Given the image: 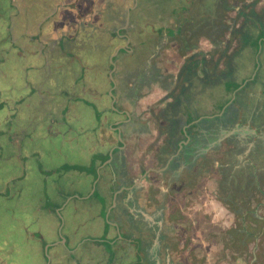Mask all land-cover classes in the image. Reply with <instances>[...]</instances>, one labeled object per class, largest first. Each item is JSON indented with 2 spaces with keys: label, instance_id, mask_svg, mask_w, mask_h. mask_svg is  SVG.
Wrapping results in <instances>:
<instances>
[{
  "label": "rangeland",
  "instance_id": "rangeland-1",
  "mask_svg": "<svg viewBox=\"0 0 264 264\" xmlns=\"http://www.w3.org/2000/svg\"><path fill=\"white\" fill-rule=\"evenodd\" d=\"M152 1L168 5L171 3L175 8L177 3L175 0L148 2L151 4ZM214 1L217 3L218 0ZM252 1H248L247 8L243 9L244 4L240 0H220L223 4H218L216 10L211 0H195L198 7L202 5V8L207 9L206 4L210 11L213 7V14L210 13L205 23L210 42L206 43V51H202L207 64L200 69L199 74L202 77L203 73L213 77L205 86L209 92L205 91L204 96L213 100L215 110L226 102L229 88H232L230 80L234 76L236 64L233 47L238 44L240 34L239 29L232 31L225 28L218 31L212 24L219 26L226 20L239 19L234 8L240 6L247 13L254 5ZM125 5L123 8L121 1L116 6L109 5L98 14L96 22H100L97 18L102 16L104 24L115 25L117 16H128L129 8L125 9ZM166 10L159 15L166 18L172 13L171 8ZM183 11L185 9H180V15L177 12L174 17H182ZM83 12L80 7L73 10L71 2L67 0H0V264H63V259L68 261L70 258L58 243L63 236L75 235L72 233L74 229L79 230L76 239L81 236L90 237L88 247L90 243L101 245L95 246L93 253L88 252L89 257L84 255L95 264H141L140 261L147 258L144 249L136 254V246H129V240L125 247L117 246L114 240L115 228L111 226V220L114 219L110 215L111 201L103 199L104 196L99 192L100 182L97 185L101 169L97 168L98 162L101 164L103 158L93 157L97 146L96 151L105 155L110 156L113 151L111 147L104 149V145L99 142V138L104 135H99L98 126L103 123V115L107 111L101 102H110L111 113L116 114L118 109L113 105L114 94L110 91L115 87V66L120 58L131 63L133 58H129L135 53L126 48L123 51L120 49L127 39L119 34V30L116 43L111 34L85 27L90 26L88 22L91 20L84 19ZM215 19L217 22L211 24ZM57 23L67 33L68 28L72 29L74 38L69 41L68 33L58 40L54 31L55 25L56 30L59 29ZM147 23L145 19L143 30L151 33L155 28H146ZM155 30L162 36H166L167 32L169 35L174 34L171 29L165 32V29L157 26ZM77 34L79 37L76 40ZM221 34L219 42L222 44L212 45ZM248 34H251L247 49L250 54L240 59L243 63H240L237 70L242 71V78L247 77L242 87L249 80L250 85H255L251 75H255L259 68L257 75L264 80V29H254ZM211 36L215 40H211ZM135 47L131 45V48ZM170 47L173 46L163 48L161 54H169L172 50ZM261 52L263 54L260 55ZM254 62L257 63L255 70L252 68ZM228 73L231 76L228 77ZM225 74L226 77H222ZM29 76L35 79L36 91L33 93L31 87L25 84ZM205 87L200 85V88ZM12 90L20 92L13 93ZM20 96L26 97V101L22 105L18 104L17 109H21L19 119L14 98ZM228 103H231L229 99ZM158 105L146 104V110L143 107L139 110L146 122L150 112L148 108L152 106V110L158 111ZM123 106L129 110L131 108L126 102ZM136 113L139 115L138 111ZM52 127L55 133H60L59 136L47 137L46 131L49 133ZM94 128H97V132ZM115 138L119 140L117 133L112 143L116 141ZM245 169L251 170V167L246 165ZM251 172L246 183L248 190L232 182L233 194L229 197L231 204L228 206L230 213L224 206L218 212V219L211 213L213 208L218 207L212 203L214 200L211 196L189 207L191 211L174 205V214H178L174 220L176 226L171 232L165 228V237L162 236L165 241L163 244L170 246V252L166 253L164 249L159 251L156 262L264 264V221L256 223L248 219L254 208L252 203L257 201L250 191L256 180ZM192 176L191 184L185 190L187 194L192 191L191 194L197 196L204 175L196 172ZM238 179L242 181V175ZM182 187H185L184 183ZM175 193L169 192L167 196L175 198L186 194L181 190ZM262 200L256 208L261 218H264ZM100 203H106V206L102 208ZM92 239L95 241L91 242ZM125 239L121 235L117 238L121 242ZM149 263L155 264L149 261L144 264Z\"/></svg>",
  "mask_w": 264,
  "mask_h": 264
},
{
  "label": "crops",
  "instance_id": "crops-1",
  "mask_svg": "<svg viewBox=\"0 0 264 264\" xmlns=\"http://www.w3.org/2000/svg\"><path fill=\"white\" fill-rule=\"evenodd\" d=\"M69 1L71 2V6L73 4L72 2H74L73 5H76L73 7V10L74 8L75 9H79V7L82 8L84 10V12L82 13L84 19L86 18V19L91 20L88 22L90 26L85 25V27H88L89 30L96 29L97 31L99 30L102 33L111 34L113 37V40L116 43L119 40L117 38V34H118L117 31L119 30V34L124 35L125 37L123 36V38L127 39L126 43L120 49L123 51L126 48L130 50L131 53H135L134 56H131L129 58L130 60L131 58H133L131 60V63H129V61L126 63L124 62V60L120 58L118 60L119 62H117L116 63L117 65L115 66L116 67L115 72L117 73V77H115V84H114L115 87L114 89L110 91L114 94V100L112 101L113 105L118 110L125 109V110H128V112H132L131 110H134V112L138 111V113H140L139 110L142 107L145 110L147 109L144 107V105L146 104H149V105L159 104L157 106V109L159 110L164 109L166 104L172 101V98L170 97H172L171 93L174 92L175 89H176L175 96H178V97L180 96L181 90L176 87L182 86V84H187L188 74H187V71L185 70L183 71V69L186 67L185 65L188 62L189 57H194L195 61L199 60L200 64L199 65L197 64V66H198V75H200L199 71L202 68L201 67V55H202L201 51H206L204 49H205L206 43H208L209 41L208 36H207V28L205 26L206 25L205 23L208 22V19L205 18L206 16L205 11H209V6H207L206 4L205 6L207 7V9L202 8L203 7L202 5L200 7H198V5H195L197 3L195 2V0H175V2H177L175 4L176 5V8H175L174 5H172L171 3L170 5H168V4H160V3L152 1L150 4V2H148L149 0L148 1L120 0L123 8L125 4H126L125 9L129 8L128 13H127L128 16L126 17V15L123 16L122 14H120L119 16H117L114 22L115 25L114 24L109 25V24H104L105 21L102 16H99L97 18V19H100V22L97 21L98 22L97 23L96 17L98 16V14H100L105 9H107L109 5L116 6V3H119L120 1L118 0H88L89 3H87V1L85 0H67V2ZM248 1L250 0H246V4ZM259 1H262V2L260 3ZM263 1L264 0H253L252 3L259 2L260 3L259 6L264 7ZM202 3H204V1H202ZM240 3L244 4L243 9L247 8L245 7L246 6L245 3H243L242 1ZM240 3L239 5H241ZM211 4L215 6L216 2L214 0H211ZM160 5H163V7H161ZM239 7L240 6H236L237 10H234L235 14L237 15H239V13L242 10ZM167 8H171L172 13L170 15H167L166 18L159 15L160 13L166 12ZM180 9H185V11L182 12L183 16L174 17V14H176L177 12L180 15ZM113 10L116 11V8H113ZM255 12L256 14L254 13L252 15L256 17L258 16L259 19L263 21L264 18L260 10L257 9ZM154 14H156V16H153ZM242 14H243L242 16L239 15L241 19L239 18L237 23L233 22L235 18H232L231 20L224 21L219 26L217 24H212L213 22L216 21V19L212 21L211 24H212V27L219 29V30L229 28L232 31H236L237 29H239L240 35L238 38L239 39L238 44H234L233 50L235 52V56L237 55V52H241V56L243 55L244 57V55L250 54V52L247 49L249 48V45H250L249 39L251 37V34H248V33L252 31L254 27H256V25L254 22L253 23L251 22L252 19L250 20L247 13H245L243 10H242ZM82 15H79V18H82L81 17ZM216 17L217 16H215V18ZM245 18L247 19L246 23L244 21ZM145 19H147V22H148L146 28L156 29V26H157L158 28L165 29V32H167L166 30L171 29L173 30L174 34L169 35L167 32L166 36H162V34L157 33L158 31L155 29L151 33H149L148 31H144L143 28L145 27V25H143V23ZM211 19H213V17ZM94 22H96L97 24H94ZM67 23L70 24V21H67ZM152 25H156V26H152ZM204 29L206 30L205 32H204ZM260 29H264V24H262L261 26H258V30ZM67 30H68V33H70L69 35L71 36L74 35L72 29L68 28ZM95 31L93 32V34H95ZM222 35L223 34L219 35L218 40L216 41V43H218L219 45H221V42H219V39H220L219 37H221ZM142 36H143V40H142ZM221 41H223V38H221ZM132 44L138 48L137 52H136V47L135 49L131 48ZM168 45L173 46L172 50H170L169 54L167 53L165 54V56H163V54H160L161 52L160 50H162ZM157 46L159 47L158 48L160 51L159 53H157L156 50H154L155 47L157 48ZM187 46H189V48H187ZM257 52H258V49L256 50V54ZM262 52L260 53V55L263 54ZM256 54L254 53V55ZM238 57H240V55ZM238 57L236 56V61L238 60ZM135 58L136 60L134 61ZM204 60L206 59L204 58ZM255 63L256 62H254L252 65V68H254V70L257 69L256 68L257 63H256V66H255ZM86 67L88 68V65ZM143 70H145L143 75H148L147 77H149V81L147 82L146 85L140 86L139 83L141 82V77L138 75V78H137L135 77V74L136 73L139 74L141 73V71L143 72ZM159 72L161 73L163 72L164 75H168V74L170 75L169 85L173 84L174 88H167V90L165 91V89L161 88L160 85L157 86L156 85L157 83L156 84L154 83L153 85L150 84L152 82L151 77L159 74ZM193 81H194V85L192 89L195 94L194 95L195 97L193 98L194 104L191 105L192 106L191 108H188V110H186L185 109L186 102H182L183 105H181L182 106L181 108H184L183 114H185V116L186 115L189 116L187 118L190 119L191 116L195 115L198 118L194 117L193 120L201 121L203 117L201 116L202 113H200L199 110L200 109L207 110L209 103L213 102V100L210 97L205 98L204 96L205 91L209 92V88L206 89L205 87L206 84L201 83L199 79H193ZM200 85L201 87L203 86L205 88H200ZM108 91H109V88L106 89V93H108ZM131 93L133 94V98H130L131 96L129 97ZM228 93L229 94L227 95L226 99L228 98L229 102L231 103L230 104L227 103L226 106H223L224 107L223 110L226 109L227 106H232V107H236L239 113H238V121L235 127L233 126L234 128H232L230 132H225L226 134L224 136L225 137L224 141H227V139L229 138L236 137V139L240 143V144L237 143V149H242V150L241 152L237 151L238 153L235 152V154L237 153V155L235 156H236L237 161L239 160L240 164L241 163L242 164L241 165L239 164L238 166H234V168L226 169L225 167L220 165V162L216 161L215 162L216 165H214V167L213 165H211L212 170L210 169L209 173L208 172L204 173V179L201 184L202 188H200V190L197 192V196L193 195V193L191 194L192 191H190V193L187 194L185 190V188H187V185L191 184V179L193 178L192 175H194L195 173L194 172L192 174L188 173L186 166L182 165L181 166L182 173H180L179 175L180 180L176 182V185L174 188L176 191L181 190L183 194L184 193L186 194H184L182 197L176 196V199H177L176 204L180 207L179 209L183 208L186 211H191L192 208H189V207L193 206L194 204H198L197 203L198 201L205 200L206 198H208V196H211L212 200L215 201V202L212 201V203H215L218 206L217 208H213L211 213L214 215L215 219H218V215H219L218 212L221 208H224V206L226 207L227 212L230 213V208L228 206L229 204H231V202H229L231 201V198L229 197H231L233 194L234 186L232 185V182H235L234 184L236 186L240 185L242 189L248 190L249 186L246 183L250 179L248 178V175L250 174L252 170L251 173L252 175H254V180L255 179L256 180L254 181V184L252 185V188L250 189V191L253 193L257 201L255 202L253 201L254 203L252 204L254 208L251 209L252 212L249 214L251 217H248V219L252 221H255V220L264 221V218H261V216L257 212L258 209L256 208L262 199H263L262 200L263 203L261 205H264V88H243L242 87V88H237L234 91H231L230 89ZM167 98H170V99L167 100ZM248 99L251 101L249 102ZM125 102L131 105L130 110L126 108V106H123V103ZM202 102H204L203 104L206 108H202L203 107ZM109 104L110 102L107 103V101L105 100L101 102V106H105L104 108L107 110L105 111L106 113L111 112ZM200 104L202 106L201 108H199ZM210 104L214 105V102ZM159 110L158 111L156 110V112L158 113ZM223 110H222V113H223ZM136 112H135V115L137 116ZM110 115L111 114H109V116ZM199 116L201 117L199 118ZM149 117L150 116L148 114L147 115L148 122H146L145 118H142L145 121H142V119H140V120H136L135 121L136 123L135 122L131 123L133 126H135V128H133L131 124L128 125L129 129L127 131H129V133L126 135V138H125L127 141L126 154L128 156L129 161L131 162L130 164L131 167L134 166V163L137 162V160L139 161L141 160V156L143 158H146L145 155L148 149L151 151H155V154H156L159 150L161 151V149H165L167 147L166 145L162 146L163 142L162 144L159 143L160 145L156 144L155 142L157 140H159L158 142L162 141L161 139L163 138L164 135H161V132L164 133L165 131L164 127L166 125L165 124L166 121H164V119L160 116L158 117V121H155L153 122V124H151L152 122L149 120ZM103 119L104 120L102 124L103 125L106 124L108 129H110V126H111V123L109 122L110 117L103 115ZM130 122H132V120L128 121V123ZM102 124L98 126V129H99L98 131H100L99 135L103 134L104 136L99 138V142L102 143L104 146L106 145V147H103L104 149L107 147L110 148V146H112V144H115L116 142L115 141L114 143H112V136H114V134L109 135L106 132L107 128H104V129L101 128ZM148 125L151 127H149ZM201 125L202 123L198 127L195 126L196 127L195 130H197V132L199 131V129H201ZM133 129H136L137 131L140 130L143 132L138 135L137 134L138 132L137 131H136L137 133L133 132ZM150 130L152 131V133L148 132ZM56 134L60 135V133H56ZM259 135L261 136L260 137L261 144H262L261 148L259 144L253 141V140L259 139L258 137ZM247 145L248 147L246 149ZM225 146L227 147V145ZM252 151L255 152V155H253L255 157L249 160L250 153ZM97 154L98 152L95 149L93 157H96L95 155ZM100 154H103L104 157L109 156V154L105 155V153H101V152ZM210 155L215 157L216 153L215 154L211 153ZM216 157L219 160L218 155H216ZM148 160H149V157L148 159H146V161L148 162ZM249 161L253 162L252 166L248 165L249 167H251V170L237 171V169H239L240 166L244 168L245 164L246 165L249 164L247 163ZM98 163H99L98 166H100L103 162H101V164L100 162ZM182 164L184 163L182 162ZM223 164L225 165V163ZM227 166H228V163H227ZM159 170L162 171V169H159ZM196 172L198 173V171ZM240 175H242V181L238 179ZM258 175L262 177V184L261 182L259 183L257 181ZM142 179H140L141 185H145ZM224 180L226 181L223 186ZM241 182L243 185L241 184ZM183 183L185 187H182ZM214 186L216 188H213ZM163 191L165 192L166 189H163L162 192ZM223 194L224 195L227 194V195L224 196ZM246 203L248 202L246 201ZM105 206H106V203L105 205L101 207L104 208ZM107 209H109V207ZM110 213H111V209H110ZM200 214H204V213H200ZM177 216H178L177 213L171 214L170 221L175 224L176 222L174 220H176ZM111 221H112L111 226L113 227L114 219ZM78 232L79 230L76 231L74 229V232L72 233H74L75 235L69 234L67 236H63V238H60L59 240L58 245H62L63 250L67 252L66 254H68L67 257L70 258V260L68 261L63 259V264H95L93 263L91 259L88 258L89 257L88 252L93 253L94 252L93 250H95V246L101 247V245H92L93 243H90L91 246L88 247L87 245L90 241L89 239L90 237L81 236L79 239H76V237L78 236ZM114 235H115L114 240L115 239L117 240L118 236L121 234H119L115 230ZM94 241L95 240L92 239L91 242H94ZM84 255L88 257L86 258Z\"/></svg>",
  "mask_w": 264,
  "mask_h": 264
},
{
  "label": "flooded vegetation",
  "instance_id": "flooded-vegetation-1",
  "mask_svg": "<svg viewBox=\"0 0 264 264\" xmlns=\"http://www.w3.org/2000/svg\"><path fill=\"white\" fill-rule=\"evenodd\" d=\"M218 1L214 6L216 10H218V4H223ZM240 1L246 4V0ZM222 2H224L225 4V1ZM259 2L261 3L262 1ZM259 2L254 3V5L251 6L253 10L250 9V11L247 12L250 20L252 19L251 22L255 23L257 29L258 26L264 24V20L262 21L258 16L256 17L252 15L254 13L256 14L255 11L259 9L264 18V7H260ZM247 5L248 4H246L245 7H247ZM234 10H237V8L235 7ZM210 13L213 14V7L211 11L210 9L209 11H205L206 19H209ZM242 15L243 14H241V16ZM237 16L239 17V15ZM237 21V18L233 20V22L235 23H237ZM244 21L246 23L247 19L245 18ZM217 30L219 31V29ZM209 38H213L211 40H215V37L211 36ZM214 44L219 45L218 43H216V41L212 43V45ZM158 48L159 47L157 46V48L155 47L154 50L158 52ZM187 48H189V46H187ZM201 53L203 56L205 55L204 52L201 51ZM202 55L201 67H206L207 63ZM188 59L189 60L185 65L186 67L183 69V71H187L188 74L187 84H182V86L176 87L181 90L180 96H175V89V91L171 93L172 97L170 98H172V101L167 103L164 109L159 110V113L154 111V109L152 110L151 107L148 109L150 111L149 116L151 122L157 121L158 117L160 116L164 119V121H166V125L164 127L165 131L164 133L161 132V135H164L161 139L162 141L158 142L159 140H157L155 142L156 144H162L163 142L162 146L166 145L167 147L165 149H161V151L159 150L156 154L155 151H151L148 149L145 155L146 158H143L141 156V160H137V162L134 163V166L131 167V162L129 161L126 154L127 141L125 138L129 133V131H127L129 129L128 125L134 123L136 120L142 119V115H140L139 113V115L137 116L141 117H137L135 115L136 111L134 112V110H132V112H128V110L125 109L117 110L116 114L118 115V117L111 123L110 129L113 133H117V135H119V140H116L115 138V144H112V146H110L113 149L111 155L107 160L103 161V163L97 167L98 169L101 168L99 171V181L97 183V185H99L100 182V195L104 196L103 199L105 200H111L110 215L114 216L113 227L115 228L116 232L121 234L122 238H126L122 242L116 240L117 246H119L120 248L122 246L125 247V244H129L126 241L129 240L131 241V245L129 244V246H136V254H139V251L141 249H144V252L146 253L145 257L147 258L144 261L143 258L140 261L141 264H144L146 261L159 264L156 262L159 251L162 252V249H164L166 253L170 252V246H166L165 244H163L165 243V241L162 239V236L165 237V228H169L168 231L171 232V230L176 226L170 220L171 214H174V205H176L177 199L176 196L175 198L169 197L171 195L167 196V193H175L176 190L174 187L176 185V182L180 180L179 175L180 173H182L181 166H186V169L190 174H192L193 172L196 173V171H198L199 174L203 176L204 173H209L210 169L212 168L211 165H213V167L214 165H216V161L220 162V165L225 167L226 169L234 168V166H238L240 164L239 160L237 161L235 155H237L238 152H241L242 149H237V143H240L238 142L236 137L229 138L227 139V141H224V136L226 134L225 132H230V130L235 127L238 121L239 112L236 107L227 106L224 110L223 107V113L222 110L215 113L213 109L215 108V106L210 104L213 102H210L207 110H199V112L202 113L201 116L203 117L201 121L193 120L191 118L189 119L187 118L189 116H185V114L182 115L181 119L174 116V114L178 110H181V105H183L182 102H186V110H188V108H191V105L194 104L193 98L195 97V94L192 89L194 85L193 79H199L201 83L204 84H208L209 80L213 79L212 76H205V73H203V77H199L198 66L194 64V57H189ZM237 64L240 65L239 60L236 65ZM144 72L145 70H143V72L141 71V73L139 74H135V77L138 78V75L141 77V82L139 83L140 86L146 85L149 81V77H147L148 75H143ZM236 73V75L240 76V74H242V71H238ZM229 76H231L230 73H228V77ZM252 76L253 83L255 82V85H250L249 80L247 84L243 86V88H264V80L262 79V77H258V75H254V73L253 75H251V77ZM206 77L208 78V81L205 80ZM222 77H226V74L222 75ZM169 79V74L164 75L163 72H159V74L151 77L152 82L150 84L153 85L154 83H157V86L160 85L161 88H164L166 91L167 88H174L173 84L169 85ZM239 88H242V86ZM129 97L133 98V94L131 93ZM170 98H167V100ZM203 103L204 102H202L203 107L200 104L199 108H206ZM201 116H199V118ZM129 120H132V122L128 123ZM201 123V129H199V131L197 132V130L195 129L196 127L200 126ZM133 128H135V126H133ZM136 131V129H133V132ZM137 132L136 133L139 135L143 131L139 130ZM148 132L152 133L151 130ZM114 136H112V140ZM258 137L259 139L253 141L259 144L261 148V136L259 135ZM225 145H227V147ZM103 147H106V145ZM247 147L248 145L246 146V149ZM97 148L98 146L96 147V150ZM235 152L237 153L235 154ZM252 152L250 153L249 160L255 157L253 156L255 155V152ZM211 153H216L219 160L217 159L216 155L215 157L211 156ZM95 156L102 157L104 155L98 152V154ZM148 157L149 160L147 162L146 159H148ZM182 162L184 164H182ZM223 163H225V165ZM247 163H249L247 165L252 166L253 162L249 161ZM245 166L246 164L244 165V168L240 166L237 171H245ZM159 169H162V171H160ZM142 178L143 181H145V185H141L140 179ZM257 181L259 183L261 182L262 184V177L257 176ZM163 189H166V191L162 192ZM103 205L104 204L100 203V206ZM162 245H165V247H163ZM166 262L168 263V260H166Z\"/></svg>",
  "mask_w": 264,
  "mask_h": 264
},
{
  "label": "trees",
  "instance_id": "trees-1",
  "mask_svg": "<svg viewBox=\"0 0 264 264\" xmlns=\"http://www.w3.org/2000/svg\"><path fill=\"white\" fill-rule=\"evenodd\" d=\"M77 2V1H76ZM68 3H70V1L68 2ZM73 4H74V2H72ZM72 4V8L74 7V6H76V5H73ZM75 9V8H74ZM57 24H59V23H57ZM55 27V29H54V31H55V34H57V37H58V40H60V37L61 36H64L65 37V34H68L67 33V31L66 30H64V29H62L61 28V24H59L57 27L59 28V29H57L56 30V25L54 26ZM254 29H257L256 27H254ZM253 29V30H254ZM69 35V34H68ZM74 36H75V34L73 35V36H71V35H69V41L70 40H72L73 38H74ZM77 37H79V35H76V40H77ZM59 45V44H58ZM243 54V53H242ZM240 55V57H238ZM237 57H238V60H239V62L242 64L243 63V61L242 60H240V58H242L243 57V55L241 56V52H237V55H236ZM238 60L236 61V59L234 60V62H238ZM87 64H88V62H87ZM194 64L195 65H199L200 64V62H199V60H196L195 62H194ZM241 65H239V64H234V68L235 69H237L238 70V67H240ZM87 68V67H86ZM233 69V68H232ZM235 69H233V72H237ZM234 73V76L231 78V80L230 81H232V88H231V91H234L235 89H237V88H239L240 86H242V82H244L246 79H247V77H241V76H239V75H236ZM239 79V80H238ZM35 79L34 78H32V77H30L29 76V78H28V80L26 81V83L25 84H27V87L29 88V87H31V93H33L34 91H36V89L34 88V85H35V81H34ZM23 83V82H22ZM24 84V85H25ZM14 88H16V87H14ZM229 90H230V88H229ZM12 91H14L13 93H16V92H20L19 90H17V91H15V90H12ZM226 99V98H225ZM14 101L16 102V104H15V109H17L18 108V106L19 105H22V104H24L25 103V101H26V97H23V96H20V97H15L14 98ZM5 103H7V102H5ZM9 103H12V101L11 102H9ZM227 103H228V99H226V102L222 105V107H219L217 110H214L215 111V113H216V111L217 112H220L221 110H222V108H223V106H225V105H227ZM19 104V105H18ZM183 109L184 108H181V110H178L175 114H174V116L175 117H177V118H181L182 117V114H183ZM109 114H112L111 112H107L105 115L106 116H108V117H110L109 116ZM16 115H17V117H19V119H20V117H21V109H17L16 110ZM117 117H118V115L117 114H113V116H112V119L110 120L109 119V122L110 123H112L115 119H117ZM194 117H197V116H195V115H193V116H191L190 118L191 119H194ZM10 117H8V119H9ZM198 118V117H197ZM12 123V122H11ZM105 125V126H104ZM102 124V129H104V128H107V133L109 134V135H111V134H116V133H113L112 132V130H110V129H108V127L106 126V124ZM19 129H22L21 127L19 128ZM81 129L83 130L84 128H82L81 127ZM95 129V132H97V128H94ZM23 130V129H22ZM99 130V129H98ZM48 131H50L49 133H47V131H46V134L48 135H46L47 137H49L50 135H53V136H59V134H56L55 133V129H53V127L51 128V130H48ZM25 132V131H24ZM98 132H100V131H98ZM89 137V136H88ZM12 139V138H11ZM102 162L103 161H105V160H107L108 158H109V156H102ZM101 161V160H100ZM94 164L96 163V162H93ZM96 171V170H95ZM111 201V200H110ZM253 222H262V221H257V220H255V221H253Z\"/></svg>",
  "mask_w": 264,
  "mask_h": 264
},
{
  "label": "clouds",
  "instance_id": "clouds-1",
  "mask_svg": "<svg viewBox=\"0 0 264 264\" xmlns=\"http://www.w3.org/2000/svg\"><path fill=\"white\" fill-rule=\"evenodd\" d=\"M259 70H260V68L258 69V72H259ZM258 72H257V73H258ZM257 73H256L255 75H257Z\"/></svg>",
  "mask_w": 264,
  "mask_h": 264
}]
</instances>
